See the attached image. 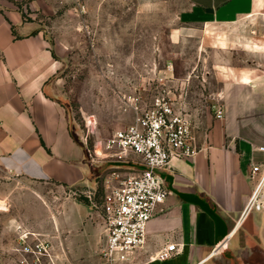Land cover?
I'll return each instance as SVG.
<instances>
[{"label": "crops", "instance_id": "1", "mask_svg": "<svg viewBox=\"0 0 264 264\" xmlns=\"http://www.w3.org/2000/svg\"><path fill=\"white\" fill-rule=\"evenodd\" d=\"M25 1L0 0V167L12 178L36 182L38 234L52 233L50 242L63 246L59 256L81 260L95 254L101 229L88 198L83 203L68 191L95 190L101 180L103 195L112 172L134 174L143 166L134 154L128 163L116 162L103 146H88L56 97L57 52L41 31L19 33L26 26ZM180 16L177 37L219 33L218 42H201L222 53L226 113L219 120L211 105L189 104L200 151L158 171L170 195L149 221L146 244L125 264H219L224 250L264 264V208L236 225L255 188L251 168L264 164V0H211ZM27 220L23 216L18 226L28 230ZM168 244L176 245L177 255L159 259Z\"/></svg>", "mask_w": 264, "mask_h": 264}, {"label": "rangeland", "instance_id": "2", "mask_svg": "<svg viewBox=\"0 0 264 264\" xmlns=\"http://www.w3.org/2000/svg\"><path fill=\"white\" fill-rule=\"evenodd\" d=\"M209 1L26 0L21 4L26 26L19 33H44L61 61L56 97L65 103L88 146H103L115 130L133 124L135 106H151L161 77L175 75L179 93L187 92L192 108L203 105L207 110L212 95L221 92L222 53L201 42L204 38L207 43L218 42L219 33L208 30L198 36H176L182 25L180 15ZM101 182L95 190L75 186L68 191L83 203L90 194L87 208L101 229L95 254L70 261L58 255L63 246L50 242L52 233L38 234L36 182L12 178L0 167V199L4 201L0 264H105ZM23 216L28 218V230L18 226ZM16 217L14 226L9 220ZM39 241H49L50 257L37 248ZM27 247L36 254L26 253ZM36 257L40 262L34 261ZM217 259L219 264H249L243 253L227 250Z\"/></svg>", "mask_w": 264, "mask_h": 264}, {"label": "built area", "instance_id": "3", "mask_svg": "<svg viewBox=\"0 0 264 264\" xmlns=\"http://www.w3.org/2000/svg\"><path fill=\"white\" fill-rule=\"evenodd\" d=\"M176 80L175 75L159 78L151 106H135L133 124L115 130L103 145L106 157L128 163L129 156L134 154L143 166L137 173L115 171L105 179L106 190L101 200L106 235L101 256L105 264H125L146 244L149 221L170 195L158 171L169 166L174 158H191L200 151L196 127L188 112L189 95L179 93ZM211 98L215 119H223V94L216 93ZM251 173L257 176L255 188L237 226L249 214L264 208V164L252 166ZM49 245V241H39L36 246L50 257ZM25 250L36 254L34 248ZM158 255L161 260L173 258L177 255L176 245H166ZM37 260L41 259L36 257L34 261Z\"/></svg>", "mask_w": 264, "mask_h": 264}, {"label": "water", "instance_id": "4", "mask_svg": "<svg viewBox=\"0 0 264 264\" xmlns=\"http://www.w3.org/2000/svg\"><path fill=\"white\" fill-rule=\"evenodd\" d=\"M208 12H213V9H211V8H207L206 9Z\"/></svg>", "mask_w": 264, "mask_h": 264}]
</instances>
